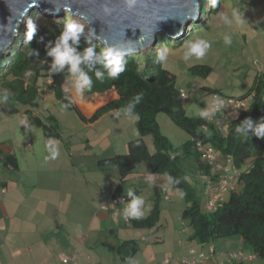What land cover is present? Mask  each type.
<instances>
[{
	"label": "rangeland",
	"instance_id": "obj_1",
	"mask_svg": "<svg viewBox=\"0 0 264 264\" xmlns=\"http://www.w3.org/2000/svg\"><path fill=\"white\" fill-rule=\"evenodd\" d=\"M218 1L219 11L212 14V0H199V8L204 6L206 13H200L197 20L185 28L179 40L188 41L182 47H174L172 40L158 41L155 51H150V47L141 53V66L147 53L153 64L161 60L163 68L175 76V84L187 95L183 106L188 118L201 116L212 104V94L204 88L221 92L223 98H237L246 94L254 79L264 73V0ZM234 11L239 13L243 23L236 22ZM71 19L83 26L79 35L87 37L86 26L80 20L68 14L59 17L34 9L23 20L14 41L31 23L35 28L54 24L65 27V22ZM226 38L231 43H226ZM194 47L199 48L202 55H197ZM194 65L209 66L211 73L207 78L192 76L188 68ZM47 81L44 76L38 80L42 97L39 108L33 112L43 122L48 114L54 116L61 140L44 139L41 129L31 125L29 116L24 113L27 107L15 104L13 107L18 113L10 114L0 101V148H10L19 164L16 171L0 163V181L7 182L4 192L0 188V264H159L167 259L169 264H181L188 250L196 252L194 248H186L187 233L180 231L186 226L181 219L182 212L191 204L183 197L182 190L170 185L166 175L152 173L147 162L139 164L127 176L121 192L138 191L135 198L143 201L140 205L144 213L142 219L153 207V187L166 189L168 199L159 203L156 225L142 230L125 223L132 200H121L118 207H112L111 212L119 210L114 218L95 215L102 206L112 202L119 184L118 170L115 167L101 169L98 161L127 153V143L139 138L133 123L135 118H121L112 112L87 124L54 99L53 93L46 90ZM76 85V81L68 80L64 89L72 90L70 98L88 119L92 115H84L74 96L78 93ZM112 90L115 91L112 88L107 94ZM0 93H3L1 86ZM79 94L91 100L97 95L86 96L83 90ZM201 102L207 105L205 109H201ZM222 114L226 119L221 125L226 129L238 112L223 108L220 113L210 114V118L221 120ZM156 121L173 150L181 153L189 135L164 114L157 115ZM144 141L154 153L152 137L147 136ZM182 164L187 170L185 177L196 190L204 210L207 194L205 181L199 178L198 165L192 156L183 159ZM228 185H231L229 189H240L236 176ZM222 199L226 201L228 194L223 192ZM188 229L192 233V229ZM80 235L88 236L86 245L80 243ZM142 237L148 240L141 241ZM130 239L138 242L139 250L130 261L122 262L116 251L123 241ZM180 240L184 241L182 245ZM190 243L198 246L197 240ZM206 246L215 253L211 255L214 264H229L230 254L239 250L252 255L251 249L235 236L211 240L201 250L207 254ZM249 264H264V261L255 259Z\"/></svg>",
	"mask_w": 264,
	"mask_h": 264
},
{
	"label": "trees",
	"instance_id": "obj_2",
	"mask_svg": "<svg viewBox=\"0 0 264 264\" xmlns=\"http://www.w3.org/2000/svg\"><path fill=\"white\" fill-rule=\"evenodd\" d=\"M219 8V1L216 0L213 6L212 0V14H216ZM200 11L201 14L206 13L204 6ZM64 29L60 24L39 26L29 39L31 26L23 28L21 37L9 48L8 56L4 55L0 59V86L3 90V93H0V101L3 108L10 114H17L18 110L13 107L15 104L27 107L24 113L29 116L31 125L41 129L44 139L61 140L56 118L48 114L43 122L33 112L39 108L42 91L38 80L44 76L49 81L46 90L53 93L54 99L73 110L79 119L87 124H93L103 115L112 112L121 118H135L133 123L139 138L127 143V153L98 161V167L101 169L115 167L118 170L119 184L113 192V198L133 200L138 191L134 189L132 196H128L121 192V185L139 164L147 162L152 173L166 175L170 185L182 190L183 197L191 204L181 215L186 226L192 229L188 241L197 240L201 244H207L215 238L235 236L251 249L256 259L264 261V138H258L254 134V129L264 122V73L254 79L246 94L233 98L242 101L250 97L244 108L234 110L238 114L227 124L226 129L219 128L215 124L217 120L210 118L211 115L192 118L185 115V101L180 98L181 88L175 84V76L163 68L161 60L153 64L146 53L143 56L144 64L141 66L142 52L121 57L123 71L116 77H110L103 56L105 49L88 37L79 35L77 44L73 45L71 40L68 42L69 46L74 47L75 53L83 57L87 49L93 50L92 59L82 60L79 65L81 71L91 80V87L83 89V94H103L114 88L118 97L98 108L87 119L63 88L69 77L78 78L79 74H74L68 64L62 68L54 67V59L48 54L59 43ZM171 40L175 41L174 47L177 48L188 41L184 43L183 40H173L160 34L150 51H155L158 41ZM97 72L103 74L102 81L97 79ZM188 72L192 76L207 78L211 68L206 65H194L188 68ZM204 89L212 95L222 97L219 91ZM159 114L166 115L189 135L190 139L183 143L181 153L174 151L167 137L159 131L156 121ZM246 121H251V128L247 127ZM237 128L244 131L237 132ZM147 136L152 137L154 153L148 150L144 141ZM198 144L212 147L221 159H224V164L219 159L222 165H225L226 157L230 158L233 170L238 173L240 189L229 190L228 199L213 212H204L201 209L200 199L194 187L188 183L185 177L187 170L182 164L183 159L194 157L200 173L199 178L205 181L204 190L208 184L215 185L222 178V170L216 171L212 164L201 161ZM252 158L254 159L251 163H246ZM3 166L18 170L13 154L3 155ZM153 190L154 200L150 213L146 218H130L131 227L150 229L158 222L159 203L165 198L166 190L155 186ZM138 250L136 240H127L116 252L118 258L124 262L130 261ZM242 255L247 256L243 251ZM231 263L246 264L237 257L233 258Z\"/></svg>",
	"mask_w": 264,
	"mask_h": 264
},
{
	"label": "water",
	"instance_id": "obj_3",
	"mask_svg": "<svg viewBox=\"0 0 264 264\" xmlns=\"http://www.w3.org/2000/svg\"><path fill=\"white\" fill-rule=\"evenodd\" d=\"M199 6V0H138L132 9L123 0H0V59L8 54L18 28L34 9L80 20L91 41L127 57L153 47L160 34L182 38L200 15Z\"/></svg>",
	"mask_w": 264,
	"mask_h": 264
},
{
	"label": "clouds",
	"instance_id": "obj_4",
	"mask_svg": "<svg viewBox=\"0 0 264 264\" xmlns=\"http://www.w3.org/2000/svg\"><path fill=\"white\" fill-rule=\"evenodd\" d=\"M123 2H124L126 7H128L129 9H132V8H134L136 6V4L138 3V0H123ZM215 3H216V0H213V6H215ZM233 15L235 16L237 23H243V21L240 19L239 13L234 11ZM82 31H83V26L81 24L74 22L72 19L71 20H67L65 22V29L63 31L62 36L60 37L59 43L57 44V46L55 48H53L48 53L54 59V67L55 66H59L60 68H62V67H64L65 64H68V65L71 66L70 70L74 74H76V73L79 74L78 82H77V85H76L78 93L80 91H82L83 89H85V88H90L91 87L90 78L87 75H85V73L83 71H81V69L79 68V65L81 64L82 60L90 61L92 59L93 50L91 48L87 49L85 54H84V56L81 57V56H79V55H77L75 53L74 47L69 46L68 42L71 40L73 45L77 44L78 38H79V34ZM34 33H35V25L31 23V32H30V35L28 36V38L31 39V36ZM225 42L226 43H231V41L228 40L227 38H226ZM193 51L196 52L197 55H202V52L200 51L199 48H195L194 47ZM103 56L105 57V61H106L105 62V67L108 69V75L110 77H116L118 75V73L123 71V61H122V58H121L122 54H121L120 51H118L115 48H107V49L104 50ZM96 77H97V79H99L101 81L103 80V74L100 73V72L96 73ZM202 115H207V113L204 112V113H202ZM245 123H246L248 128L252 127L251 121H246ZM222 128H223V124H222ZM243 131H244V129L237 128V132H243ZM254 134L258 138H264V122H262L259 126H257L254 129ZM246 138L247 137L245 136V139ZM219 159H221L220 156H219ZM225 160H226V158H225ZM219 162H220V160H219ZM225 165H226V163H225ZM225 165L221 164V166H225ZM231 168H232V165H231ZM232 170H233V168H232ZM237 174H236V178H237ZM1 189L5 190L4 188H1ZM233 190H235V188H233ZM225 193L228 194V192H225ZM127 195L128 196H132L131 190L128 191ZM116 199L118 200V202L116 204H114L113 201L116 200ZM121 200L123 201V199L120 198V197L113 198L112 202L110 204H108V207L109 208L111 206L117 207ZM222 202H224V199H223ZM142 203H143V201L141 199L133 197L132 203L129 205V208H128L127 212H126V218H125L126 224L130 225V223H129L130 217H127V216L140 218V217H142L144 215V213L142 211H140V205ZM102 207H106V206H102ZM109 208H107L106 210H103V211H107ZM203 211L206 212L205 210H203ZM118 212H119V210L116 209L114 211V214H116ZM184 229H186V232L185 231L184 232L187 233V238H185V240H184V241H186V240H188V237L190 235V231H189L188 227H186L185 225L183 226V228H181L180 231H182ZM184 241L180 240L179 244L182 245ZM210 251H212V250L209 249V252ZM209 252L206 254L205 252L196 251V254L202 253V254L207 255L208 257H211V255L209 256ZM234 254L237 255L236 256L237 258L241 259V257L239 256V254H242L241 250L235 252ZM213 255H214V252H213ZM187 257L189 258L190 256L187 255L186 258ZM245 257H253L249 261H243L241 259L246 264L247 263L249 264V263H251L252 261H254L256 259L255 255H247ZM165 261H168V264L170 262V260H165ZM228 261H229V264H231L230 262L232 260L230 261L229 257H228ZM180 263H181V261H180Z\"/></svg>",
	"mask_w": 264,
	"mask_h": 264
},
{
	"label": "built area",
	"instance_id": "obj_5",
	"mask_svg": "<svg viewBox=\"0 0 264 264\" xmlns=\"http://www.w3.org/2000/svg\"><path fill=\"white\" fill-rule=\"evenodd\" d=\"M48 83L49 81H47V84ZM180 98L182 101L187 100L186 92L183 89L180 91ZM212 98H213L212 104L208 109L204 110V112H206L207 115L201 114L202 117H206L214 113H220L223 108H226L231 111L242 109L245 107L247 100L250 99L249 97L248 99L239 101L233 98L219 97L218 95H212ZM225 119H226V115L222 114L221 120L215 121V124H217L219 128H222L221 121ZM197 147L199 148L201 161H203L204 163L212 164L213 168L216 171L222 170L224 172L222 178L219 179L215 185L208 184L205 188L207 194V200L203 208L206 212H213L222 203L223 192H228L229 190H233V188L229 189L231 185H228V182L232 180L237 173L233 171L231 168L230 158L226 157V165L221 166L218 157L219 155L214 151L212 147H210L209 145H202V144H198ZM228 178H230V180ZM2 192H4V190H2ZM117 202H118L117 199L113 201L114 204H116ZM106 209L107 207H102V210H106ZM184 231L186 232V229H184ZM188 255L190 256L189 258L187 257L181 260L182 264H199L201 261H204L208 257L207 255L202 253L196 254V252L192 250H188ZM210 255H213L212 251L209 252V256ZM236 256H237L236 254H230L229 260L231 261L233 258H236ZM239 256L243 261H249L253 258V257H245L242 254H239ZM160 264H168V261H164Z\"/></svg>",
	"mask_w": 264,
	"mask_h": 264
},
{
	"label": "crops",
	"instance_id": "obj_6",
	"mask_svg": "<svg viewBox=\"0 0 264 264\" xmlns=\"http://www.w3.org/2000/svg\"><path fill=\"white\" fill-rule=\"evenodd\" d=\"M68 80L70 81H76V82H78V78H75V77H69L68 78ZM67 80V81H68ZM66 84V83H65ZM65 84L63 85V88H64V86H65ZM66 89H65V91H67V93L69 94V93H71V89L70 88H68V87H65ZM115 94H116V92H115ZM70 95V94H69ZM96 95V94H95ZM98 96H107V95H110V93H108L107 94V92L106 93H104V94H97ZM74 96L78 99V100H81V101H87V102H90L91 101V98L90 99H84V97L83 96H81L79 93H75L74 94ZM118 97H117V94H116V96H115V98H111L109 101H107L105 104H107V103H109V102H111V101H114V100H116ZM95 99V98H94ZM78 104V103H77ZM105 104H103V105H105ZM103 105H101V106H103ZM100 106V107H101ZM100 107H98V108H100ZM200 107H201V109H204L205 107H207V105L205 104V103H203V102H201L200 103ZM98 108H96L95 110H97ZM95 110L92 112V113H94L95 112ZM231 111V110H230ZM92 113L89 115V116H91L92 115ZM82 114V113H81ZM85 115V114H84ZM4 154H13L14 155V157L16 158V161H17V166H18V170H19V164H18V158H17V156L14 154V153H12V150L10 149V148H7V147H3L2 149L0 148V163H2L3 164V155ZM221 162L223 163L224 162V159H221ZM224 164V163H223ZM5 167V166H4ZM6 168V167H5ZM6 169H8V168H6ZM18 170H16V171H18ZM6 187H7V182H5V181H0V188H4V189H6ZM155 187H157V186H155ZM166 190V189H165ZM166 192H167V190H166ZM165 200H167L168 199V197L167 196H165V198H164ZM108 204H110V203H108ZM108 204H106V205H104V206H106L107 208H109L108 207ZM112 207L113 206H111L107 211H103L101 208L96 212V216H99L100 218H105L106 217V215L107 216H109L110 218H114V217H112V216H115V214H114V212H111V209H112ZM118 207V206H117ZM102 216V217H101ZM127 217H130V216H127ZM126 217H124V219H125ZM130 218H132V217H130ZM111 220V219H110ZM126 223V222H125ZM127 225H129V224H127ZM131 227V226H130ZM136 229H139V228H136ZM143 230V229H142ZM181 230V229H180ZM112 231V230H111ZM181 234V233H180ZM187 238V237H186ZM130 240H133V239H130ZM148 239L146 238H141V241H147ZM79 241H80V243H82L83 245H86L87 243H88V236H85V235H80L79 236ZM125 241H123L121 244H123ZM186 242H188V244H186V248H194V249H196V251L197 250H199V251H201V250H203V247H204V245L205 244H201V243H199L198 241V246L197 245H192L191 243H190V241H188V240H186ZM208 246V245H207ZM206 246V247H207ZM186 248H185V254H186ZM206 249H208L207 251L209 252V249H210V247H207ZM215 254V253H214ZM187 256V254L185 255V257ZM119 259V258H118ZM120 260V259H119ZM167 260H169V259H167ZM164 262V261H163ZM160 263V262H159ZM162 263V262H161ZM170 263V262H169ZM199 264H214V259H213V257H207L204 261H201Z\"/></svg>",
	"mask_w": 264,
	"mask_h": 264
},
{
	"label": "bare ground",
	"instance_id": "obj_7",
	"mask_svg": "<svg viewBox=\"0 0 264 264\" xmlns=\"http://www.w3.org/2000/svg\"><path fill=\"white\" fill-rule=\"evenodd\" d=\"M116 94L115 91L112 90L110 95H108L107 97H102V96H95L94 100H91L90 102L87 101H81L77 100L78 106L80 108V110L85 114V115H90L96 108L100 107L101 105L105 104L107 101H109L111 98H115Z\"/></svg>",
	"mask_w": 264,
	"mask_h": 264
}]
</instances>
